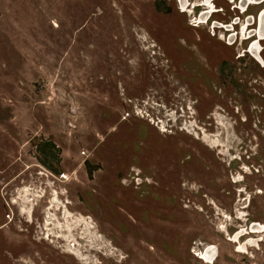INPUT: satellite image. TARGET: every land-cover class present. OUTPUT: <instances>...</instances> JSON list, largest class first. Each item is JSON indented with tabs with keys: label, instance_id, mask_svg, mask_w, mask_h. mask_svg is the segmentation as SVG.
I'll use <instances>...</instances> for the list:
<instances>
[{
	"label": "rangeland",
	"instance_id": "1",
	"mask_svg": "<svg viewBox=\"0 0 264 264\" xmlns=\"http://www.w3.org/2000/svg\"><path fill=\"white\" fill-rule=\"evenodd\" d=\"M198 11L0 0V264H264V42Z\"/></svg>",
	"mask_w": 264,
	"mask_h": 264
},
{
	"label": "flooded vegetation",
	"instance_id": "2",
	"mask_svg": "<svg viewBox=\"0 0 264 264\" xmlns=\"http://www.w3.org/2000/svg\"><path fill=\"white\" fill-rule=\"evenodd\" d=\"M215 1L216 0H197L196 2H193L192 0V3L191 0H176L180 10L184 13L193 15L195 10L200 9L196 15L197 17L195 16L198 25L211 23L214 26L217 25V27L215 26L216 28L219 26V28L225 30V37H227L229 45L232 46L239 40L241 44L247 42L248 45L243 49V54L239 56L240 59L245 58L246 56L252 58L257 56L262 59L260 54L263 51L261 42H264V7L258 8L256 12L251 11V8L261 6L264 4V0H227L230 6L228 10H236L239 14L231 16V18L227 22H224V24L212 19L214 15L222 13V9L218 10V7L214 3ZM203 253L204 252H202V254Z\"/></svg>",
	"mask_w": 264,
	"mask_h": 264
},
{
	"label": "bare ground",
	"instance_id": "3",
	"mask_svg": "<svg viewBox=\"0 0 264 264\" xmlns=\"http://www.w3.org/2000/svg\"><path fill=\"white\" fill-rule=\"evenodd\" d=\"M245 1V0H244ZM212 7V6H211ZM185 9V8H184ZM212 9V8H211ZM213 10V9H212ZM244 10V9H243ZM221 27V26H220ZM230 27V26H229ZM244 28V27H243ZM245 30V29H244ZM250 33V32H249ZM253 33V32H251ZM244 37V36H243ZM259 40V39H258ZM261 41V40H260ZM257 230H261V226L259 224H254L252 226V230L253 232H256ZM235 238H237L235 236ZM202 258H204L205 260H207L208 262H212L215 260V256H216V248L214 246H210L208 247L204 253L201 255Z\"/></svg>",
	"mask_w": 264,
	"mask_h": 264
},
{
	"label": "trees",
	"instance_id": "4",
	"mask_svg": "<svg viewBox=\"0 0 264 264\" xmlns=\"http://www.w3.org/2000/svg\"><path fill=\"white\" fill-rule=\"evenodd\" d=\"M157 9L158 10H162V8L160 7V6H158L157 7ZM43 155H44V157H45V159L43 160V163H44V165H46L48 168H51V160L52 159H55L56 158V155L53 153V152H51L49 149L47 150V149H45L44 151H43ZM51 156H52V158H51ZM52 169V168H51ZM56 171V170H55ZM57 172V171H56Z\"/></svg>",
	"mask_w": 264,
	"mask_h": 264
},
{
	"label": "water",
	"instance_id": "5",
	"mask_svg": "<svg viewBox=\"0 0 264 264\" xmlns=\"http://www.w3.org/2000/svg\"><path fill=\"white\" fill-rule=\"evenodd\" d=\"M253 225H254V224H253ZM253 225H252V226H253ZM251 229H252V227H251ZM216 252H217V251H216Z\"/></svg>",
	"mask_w": 264,
	"mask_h": 264
}]
</instances>
